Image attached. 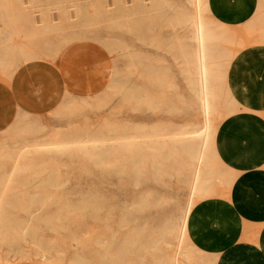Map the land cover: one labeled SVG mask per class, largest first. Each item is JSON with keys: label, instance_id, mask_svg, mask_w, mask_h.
Listing matches in <instances>:
<instances>
[{"label": "rangeland", "instance_id": "1", "mask_svg": "<svg viewBox=\"0 0 264 264\" xmlns=\"http://www.w3.org/2000/svg\"><path fill=\"white\" fill-rule=\"evenodd\" d=\"M12 1L0 0L3 68L56 61L79 41L99 44L112 63L100 91L66 90L53 111L19 113L0 133V264H157L174 253L170 225L190 201L187 236L200 250L196 264L216 260L212 250L232 237L244 188L218 157L215 167L224 173L192 197L196 162L189 146L193 140L199 146L208 120L215 138L233 130L238 105L229 113L226 89L240 44L234 33L205 12L219 37L225 78L208 119L197 66H188L179 51L183 43L198 50L194 0H155L157 9L152 0H124L126 23L111 19L112 0ZM113 46L119 49L111 53Z\"/></svg>", "mask_w": 264, "mask_h": 264}, {"label": "crops", "instance_id": "2", "mask_svg": "<svg viewBox=\"0 0 264 264\" xmlns=\"http://www.w3.org/2000/svg\"><path fill=\"white\" fill-rule=\"evenodd\" d=\"M209 5L212 17L240 43L227 74L228 89L238 105L232 114L233 130L223 131L215 142L218 157L236 176L234 183L239 178L244 188L239 190L244 205L234 209L232 237L212 251L216 264H264V0H209ZM111 63L102 46L79 41L67 46L56 61L35 58L11 69L0 66V133L19 113L53 111L66 90L100 91L108 82Z\"/></svg>", "mask_w": 264, "mask_h": 264}, {"label": "bare ground", "instance_id": "3", "mask_svg": "<svg viewBox=\"0 0 264 264\" xmlns=\"http://www.w3.org/2000/svg\"><path fill=\"white\" fill-rule=\"evenodd\" d=\"M30 1L32 2L34 0H29V2ZM8 2L9 1H7V3ZM12 2H14V0ZM194 2H195V9L197 11L196 19L194 22V25L197 30L196 32V38L198 41V50L196 51L197 55L196 53H194V49L191 44H185V43L181 44L179 51L180 53L183 54L184 60L187 62L188 66L189 65L197 66V69L199 72L198 81L200 85V99H201V103L204 108V111L207 115V118L209 119V115H213L212 112L216 110L215 100L223 92L225 78L221 75V72H220L221 58L218 55V48H217V40L219 37H218V34L215 33L216 31H215V28L213 27V23L210 20H208V18L205 16V12H211L209 0H194ZM112 3L114 4V7L112 8L111 19L115 21L114 23H117V22L124 23L126 18L129 17L128 9L124 3V0H112ZM139 4L141 6H144V4L142 3H139ZM152 5H154V9H157L158 3L155 0H152ZM8 10L9 9H7V11ZM184 20H185V24H187L189 21V18L185 17ZM7 26L10 27L9 24H7ZM8 48L11 50V47H8ZM111 49H112L111 53H114L118 51L119 48L117 46H113V48L111 47ZM110 74H111L110 76L112 77L111 84H112V87L114 88L117 86V71H115L114 64H112V69H111ZM191 83L194 87L197 85V82H195L193 79H191ZM226 100H227L228 109L230 113L235 110L236 102L234 101V98L231 92L229 91L228 87L226 89ZM209 122L210 121L208 120L204 131H202L201 141H200L199 146H197L198 143H196L195 140H193L194 142L190 143V146H189L190 150L188 149L189 155H190L189 159L190 160L192 159V161L196 162V167L193 171V176H191L192 177V183H191L192 184V187H191L192 197L196 193H200L201 191L205 193V191L210 187V183L212 179L224 173V170L215 167V163H216L215 161L218 160V155H217L218 150L216 149V142H215V136H214L216 132L213 133L215 128L212 130L213 126L212 127L210 126V124L212 125V122L211 123ZM189 141H192V140L190 139ZM186 144H183V145L181 144V145L184 146ZM147 146L151 148V146L145 145L147 150H148ZM155 147H152V149ZM184 147L188 148V145ZM184 147H182L181 150H183ZM157 149L155 148L156 153L159 150ZM176 149H178V147ZM148 151H151V150L149 149ZM171 151H173V149H171ZM150 154H154V153L150 152ZM171 155H172V152H171ZM183 156L184 158L186 157L185 154H183ZM187 157H189L188 153H187ZM192 207H193V202L190 201L183 216L180 217L179 222L172 223L170 225L171 226L170 230L174 233L173 237H175V239L177 240V247L175 248V251L171 256L162 257V259H159L157 264H196L197 261L195 260L194 253L200 250H198L190 242L187 236V218H188V215ZM3 227H4V224H3ZM160 239L161 238H159V240ZM163 241H165L166 243L168 240L166 241L165 239ZM80 249L82 248L80 247ZM82 262L84 264L85 261L82 260ZM209 262L210 264H216V260H209Z\"/></svg>", "mask_w": 264, "mask_h": 264}]
</instances>
